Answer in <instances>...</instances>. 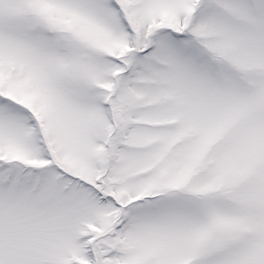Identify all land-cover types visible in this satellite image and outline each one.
Masks as SVG:
<instances>
[{"label": "snow or ice", "instance_id": "snow-or-ice-1", "mask_svg": "<svg viewBox=\"0 0 264 264\" xmlns=\"http://www.w3.org/2000/svg\"><path fill=\"white\" fill-rule=\"evenodd\" d=\"M0 264H264V0H0Z\"/></svg>", "mask_w": 264, "mask_h": 264}]
</instances>
